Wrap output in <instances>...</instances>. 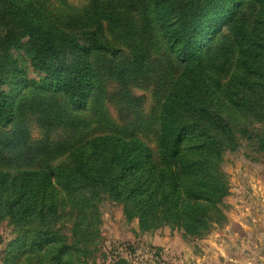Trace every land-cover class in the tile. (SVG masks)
Listing matches in <instances>:
<instances>
[{
	"label": "trees",
	"instance_id": "1",
	"mask_svg": "<svg viewBox=\"0 0 264 264\" xmlns=\"http://www.w3.org/2000/svg\"><path fill=\"white\" fill-rule=\"evenodd\" d=\"M57 1L0 0L7 264H87L105 200L202 236L229 191L222 152L264 156V0Z\"/></svg>",
	"mask_w": 264,
	"mask_h": 264
},
{
	"label": "rangeland",
	"instance_id": "2",
	"mask_svg": "<svg viewBox=\"0 0 264 264\" xmlns=\"http://www.w3.org/2000/svg\"><path fill=\"white\" fill-rule=\"evenodd\" d=\"M67 3L78 8L85 0ZM46 4L61 8L57 0ZM38 8L47 13L40 5ZM11 47L9 55L23 62L28 75L34 76L23 49ZM134 94L146 97L144 108L148 110L149 93L137 89ZM111 113L117 116L115 110ZM38 130L32 125L34 138ZM222 157L220 167L229 191L219 205V223L199 237L170 225L142 229L136 219L124 216L119 204L105 200L99 206L100 240L87 264H114L119 260L127 264H264V156L242 143L239 148L224 150ZM14 231L13 226L0 224V264L12 259Z\"/></svg>",
	"mask_w": 264,
	"mask_h": 264
}]
</instances>
